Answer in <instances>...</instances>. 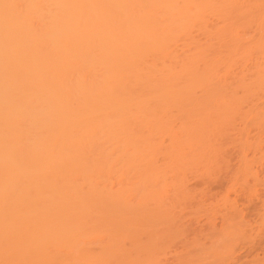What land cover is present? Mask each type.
<instances>
[{
	"label": "bare ground",
	"instance_id": "1",
	"mask_svg": "<svg viewBox=\"0 0 264 264\" xmlns=\"http://www.w3.org/2000/svg\"><path fill=\"white\" fill-rule=\"evenodd\" d=\"M263 146L264 0H0V264H139L234 156L224 242Z\"/></svg>",
	"mask_w": 264,
	"mask_h": 264
},
{
	"label": "rangeland",
	"instance_id": "2",
	"mask_svg": "<svg viewBox=\"0 0 264 264\" xmlns=\"http://www.w3.org/2000/svg\"><path fill=\"white\" fill-rule=\"evenodd\" d=\"M231 151L233 152V150H231ZM259 151L260 152L249 151V152L254 153L253 155L251 153L249 154L252 156V161H253V162H251V160H250V163H252L251 166H253V167H251L249 165L252 168L251 169L249 167V173H250V170H253V168H254L253 171H255V169L257 170L256 171L257 173L255 172L256 173L255 178H253L255 175H253L252 172H251V174L253 175V177L250 176L249 178H246V179H249V181L248 180L246 181L247 184H248V182L250 184H253V185H250V184H248V185H250L252 187L255 186V188H254L255 193L252 192L253 194H251L252 195L251 199L248 200V197H245L246 195L243 196L242 194H240V195L238 194L235 196L233 192H229V193L227 192L228 193L227 197L229 196L230 199L231 198L235 199V197L238 196V198L235 199V203H237L236 204L237 206H235L236 207L235 210L230 209L231 212H229L230 210L225 211V212H227V214H228V212H229V214L232 213L231 214L232 216L230 215V218H232V219L235 218V220H237V222H235V226L237 224L239 226V228H238V226L236 227L237 229H239L238 233L234 234V236H233V234H232L233 231H231L232 233L231 232L230 233L232 234V236H230L228 234L227 237L223 234L222 235L223 238L225 239V237H226L224 242H223V239H222V241L221 240L217 241L219 236H221L222 232L225 231V229H223V231L219 230V229L223 228L222 226L225 227V225L222 224L221 228H220L221 222H220V220H216V219H220L221 218L220 214L224 212V209H223V211L221 209V208H223V207H221L222 206L221 205V203H222L221 199H223V197L220 198V194L225 193V191H222V190L227 188L226 185L229 184V182L227 183L225 181L227 179L226 178L224 179L223 173H227L228 170H230L229 172L231 173V170H233V169L235 170L238 167V165H237V167L235 168L237 160L234 161L235 158L233 159V157H234L233 156L229 160L230 162L227 163L229 165L226 164L227 167L229 166L228 167L229 169L227 167H225V165H224L225 163H224V164H221L222 168L220 166H217V168H219V167L221 168L219 171L216 168V166L213 167V169L211 168L212 173H210L211 171L209 170L210 172H208V174L210 173L212 177H215V175L216 176L218 175V177H215V179L213 178L214 180L210 176L211 179L209 178V181H208V179H207L208 177L206 178V175L205 176L203 175L202 177H205V179L201 178L204 181V183H203L201 179L200 180L194 179V177L192 175H195V174L192 173V175H191L192 177L190 176V174H186L187 179H188V177H191V178L189 179L190 181L189 180L186 181L187 183H184L185 179L183 180V183L186 185L184 187L182 186L183 189H180V193H182V194L177 195L179 197H177V196L173 197V195H172V194H174L173 192H171V196L169 193H168L169 195L166 193V195L168 197L167 198L164 197V198H166L167 201H169L170 204H168V206L169 205L172 206L175 204L174 207L172 206L173 207L172 211L169 210L172 207L166 206L169 209H164L165 211H168V210L170 211V214H169V212H166L169 214L168 218L166 216L167 214L163 213V212L162 213L164 215L161 213L162 215L160 214L159 218H156L155 220L154 219H148L147 220L146 217H148V215H146V217H143L144 219H142L141 218V215L143 216V214H141L142 212L140 213L141 214L140 219H139L138 214L135 215V216H138V218H136L134 216L136 218V219L134 218L135 219V221H133L134 224L137 222L138 223L135 224L136 226H134V224H133L132 227H134V228L136 227V229H138L139 232L144 231V232L149 233V231L150 232L155 231V230L151 231V229H153V227H154V224H156V227L159 226V227H157V230L159 231L160 228L164 229V226H162L161 224L165 223L163 225H166V228H165L166 231L160 229V230L166 232V234L164 233L166 240H165V238H164L165 241L161 240L162 238L160 239L163 243L166 242L165 245L164 246L160 245L162 242H160L159 245L157 243V245L161 246V247H158L156 250L154 249L155 252L157 251L156 254L154 253L155 255H153V256H148V255L140 256L139 264H264V165H263L264 164V146ZM261 163L263 166H259V165H261ZM215 169L217 170V174H216ZM187 173H189V171ZM221 173L223 174L222 176H221ZM192 179H194V180H192ZM216 179H219V181ZM221 181L223 184L221 183ZM200 182H202L203 185ZM208 182H210V183H208ZM183 183H182V185H184ZM224 184H226L225 188H223ZM204 185H206V187H204ZM219 185H220V187H218ZM207 186H209V187H207ZM210 186L214 187V188L212 187L213 190H210V188H211ZM170 187H171V184L169 185V187H166V188H168L171 191L172 187L171 188ZM252 187H250V188H252ZM166 188H165V191L167 190ZM175 188H177V187L175 186ZM184 188L188 189L190 192H187V190H185ZM176 190H177V193H179L178 188ZM181 190L184 192H181ZM208 190H210V191H208ZM170 191H168V192H170ZM211 191L214 193H212ZM164 195L162 194V196H164ZM174 195H176V194H174ZM222 195H224V194H222ZM164 198H162L163 201H165ZM170 198L171 199L173 198L172 200L174 203L172 202V200L170 201ZM165 202L164 203L162 202V203L165 204ZM198 202H201V203H198ZM197 203L199 205L198 208H197ZM147 205H149V204H147ZM162 206H164V205H161V207ZM199 208H200V210H199ZM237 208H239V209H237ZM212 209L214 210L213 212H215V210H217L215 212L216 214L215 213L213 214L211 212ZM164 210L162 208L161 211H164ZM208 211L210 213V217L213 216L212 217L213 222L216 220L214 223H212V221L210 220L211 218L209 216H207V215H209V213H207ZM204 212L206 214H204ZM211 213H212V215H211ZM239 214L241 215V217ZM203 215H205V216H203ZM234 215H235V217H233ZM242 215H244V218L242 217ZM200 216H203V217L200 218ZM214 216H215V218H214ZM205 217H208L207 219L210 218L209 220L211 221V224L208 222L209 220H207V221L204 220V219H206ZM198 218H200V220ZM161 219H164L166 222L164 220H161ZM201 219L204 221H201ZM238 220H241V222ZM197 222H198V224H197ZM231 224L234 227V224L233 223H231ZM211 225H212V227H216V228H214V230H213V228L211 229ZM156 227H154V229ZM236 228H235V231H237ZM131 230H132V228H131ZM210 230H212V231H210ZM218 230L220 231V233L218 232ZM230 230H231V227H230ZM232 230H233V228H232ZM216 231H217V235H219L217 237V239L214 238ZM144 232H140V234H141L140 238H142V236H145L148 234V233H144ZM133 233H134V231H133ZM152 233L154 234V232H152ZM136 234L138 236V233H136ZM228 236H230V238H228ZM221 238L222 237H220V239ZM215 239L217 242L215 241ZM126 242H129V241L125 240V242H124V245L126 244V246H127ZM141 243H142V241H141ZM219 245H221V246H219ZM223 246H224V248H221ZM0 248H2V247H0Z\"/></svg>",
	"mask_w": 264,
	"mask_h": 264
}]
</instances>
